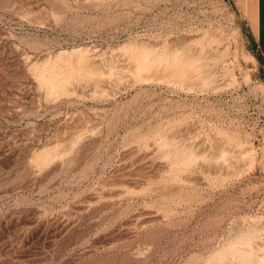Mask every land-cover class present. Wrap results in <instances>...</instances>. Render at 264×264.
<instances>
[{
    "label": "rangeland",
    "instance_id": "1",
    "mask_svg": "<svg viewBox=\"0 0 264 264\" xmlns=\"http://www.w3.org/2000/svg\"><path fill=\"white\" fill-rule=\"evenodd\" d=\"M251 12L0 0V264H264Z\"/></svg>",
    "mask_w": 264,
    "mask_h": 264
},
{
    "label": "crops",
    "instance_id": "2",
    "mask_svg": "<svg viewBox=\"0 0 264 264\" xmlns=\"http://www.w3.org/2000/svg\"><path fill=\"white\" fill-rule=\"evenodd\" d=\"M246 25L255 49L264 55V0H252L251 18Z\"/></svg>",
    "mask_w": 264,
    "mask_h": 264
},
{
    "label": "bare ground",
    "instance_id": "3",
    "mask_svg": "<svg viewBox=\"0 0 264 264\" xmlns=\"http://www.w3.org/2000/svg\"><path fill=\"white\" fill-rule=\"evenodd\" d=\"M239 257H240L241 261H243V262L245 261V254H244V252H239Z\"/></svg>",
    "mask_w": 264,
    "mask_h": 264
}]
</instances>
